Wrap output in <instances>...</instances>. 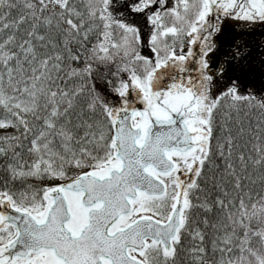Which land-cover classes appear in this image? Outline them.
Masks as SVG:
<instances>
[{"label": "snow or ice", "instance_id": "snow-or-ice-1", "mask_svg": "<svg viewBox=\"0 0 264 264\" xmlns=\"http://www.w3.org/2000/svg\"><path fill=\"white\" fill-rule=\"evenodd\" d=\"M0 264H264V0H0Z\"/></svg>", "mask_w": 264, "mask_h": 264}]
</instances>
